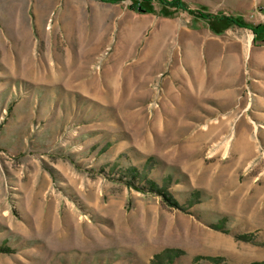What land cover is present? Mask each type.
<instances>
[{"label":"rangeland","instance_id":"1","mask_svg":"<svg viewBox=\"0 0 264 264\" xmlns=\"http://www.w3.org/2000/svg\"><path fill=\"white\" fill-rule=\"evenodd\" d=\"M182 1L0 0V264L264 261V0Z\"/></svg>","mask_w":264,"mask_h":264},{"label":"trees","instance_id":"2","mask_svg":"<svg viewBox=\"0 0 264 264\" xmlns=\"http://www.w3.org/2000/svg\"><path fill=\"white\" fill-rule=\"evenodd\" d=\"M104 1L114 3V2H118L119 0H104ZM158 1L165 6L169 5L172 7H176L178 9L191 11L189 7L186 5V3L182 0H158ZM135 3L138 4V8L141 11L144 12L153 11V0H135ZM200 16L210 24L214 32L219 34L222 33L225 30V28L231 25H240V26L246 25L248 27H251L253 32L255 33V37L257 38L262 37V35L264 34V25L253 26L251 24H245L239 18H235L233 16L212 15L204 12H200ZM130 170L131 171L129 173H136L138 169L132 168ZM149 184L153 188H156L158 186L157 184H155V181H150ZM169 202L171 204L175 203L174 199H170ZM240 239L249 240L250 238L248 237V235L244 234L240 236ZM162 255L163 254H157L155 256V260H160L159 258L162 257ZM217 259L220 258L219 257L212 258L213 261H216ZM250 264H264V261L252 262Z\"/></svg>","mask_w":264,"mask_h":264}]
</instances>
